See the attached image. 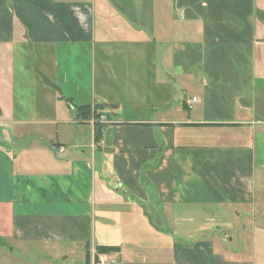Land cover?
<instances>
[{
	"label": "crops",
	"instance_id": "obj_1",
	"mask_svg": "<svg viewBox=\"0 0 264 264\" xmlns=\"http://www.w3.org/2000/svg\"><path fill=\"white\" fill-rule=\"evenodd\" d=\"M263 230L264 0H0V264H264Z\"/></svg>",
	"mask_w": 264,
	"mask_h": 264
},
{
	"label": "rangeland",
	"instance_id": "obj_2",
	"mask_svg": "<svg viewBox=\"0 0 264 264\" xmlns=\"http://www.w3.org/2000/svg\"><path fill=\"white\" fill-rule=\"evenodd\" d=\"M96 107H102L101 109H97ZM90 109L91 110H93L94 111V113L91 115V117L93 116L95 119H100L101 118V116H103L105 119H106V114H105V110H106V108L105 107H103L102 105H98L97 106V104L95 105V106H92V108L90 107ZM97 109V110H96ZM87 113H88V111H87ZM86 116H88V115H84V117H86ZM96 116H98L99 118H96ZM83 117V119H85ZM88 120H90V119H88ZM264 231V230H263ZM261 235H263L264 236V233H262ZM260 235V236H261ZM259 242L260 243H264V238H263V241H260L259 240ZM245 244V243H244ZM244 244H242V248H244ZM239 245H240V243H239ZM239 245H238V248H239ZM232 246L233 247H235L236 246V244H232ZM246 246H247V250L249 251V246H250V244H246ZM249 253V252H248ZM103 258V259H108V260H110L109 258H106V255H104L103 253L101 254V253H98V252H96L95 253V256H94V258H93V260H92V263L91 264H93V261H95V258ZM76 260V259H75ZM59 262V263H58ZM58 262H56V264H74V260H58Z\"/></svg>",
	"mask_w": 264,
	"mask_h": 264
},
{
	"label": "trees",
	"instance_id": "obj_3",
	"mask_svg": "<svg viewBox=\"0 0 264 264\" xmlns=\"http://www.w3.org/2000/svg\"><path fill=\"white\" fill-rule=\"evenodd\" d=\"M96 108L97 109H101L102 107H96ZM77 111H78V113L80 114L81 117H84V115H88V116L84 117L85 119H90L91 115L94 113V111L91 110L90 107H81V108H78ZM87 111H88V113H87ZM96 118H99V117L96 116ZM102 130H103V126L99 125V124H96V126H95V138H96V140L100 139ZM113 249H115V248L99 247V248H97V252L98 253L109 252V251H111Z\"/></svg>",
	"mask_w": 264,
	"mask_h": 264
},
{
	"label": "built area",
	"instance_id": "obj_4",
	"mask_svg": "<svg viewBox=\"0 0 264 264\" xmlns=\"http://www.w3.org/2000/svg\"><path fill=\"white\" fill-rule=\"evenodd\" d=\"M196 98H193L192 100L188 101L189 105H193L196 102ZM93 264H113V261L108 259L101 258H95V261H93Z\"/></svg>",
	"mask_w": 264,
	"mask_h": 264
}]
</instances>
